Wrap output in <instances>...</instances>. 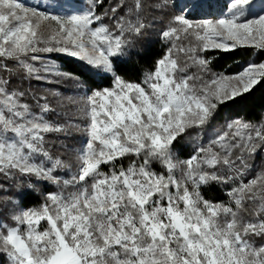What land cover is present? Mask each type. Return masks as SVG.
I'll return each instance as SVG.
<instances>
[{"label": "snow or ice", "instance_id": "1", "mask_svg": "<svg viewBox=\"0 0 264 264\" xmlns=\"http://www.w3.org/2000/svg\"><path fill=\"white\" fill-rule=\"evenodd\" d=\"M250 4L197 20L168 14L169 0H86L66 14L0 0V176L33 190L0 188L6 264H264V167L250 164L264 153V122L213 127L222 106L264 87V62L217 73L206 55L264 54V13L249 18ZM149 13L168 16L159 35L169 47L133 82L121 73L154 26ZM62 57L110 86L37 91L77 79L47 62ZM65 107L78 118L64 119ZM194 135L181 159L180 141ZM41 185L55 190L24 206ZM213 186H229L227 202L205 197Z\"/></svg>", "mask_w": 264, "mask_h": 264}, {"label": "trees", "instance_id": "2", "mask_svg": "<svg viewBox=\"0 0 264 264\" xmlns=\"http://www.w3.org/2000/svg\"><path fill=\"white\" fill-rule=\"evenodd\" d=\"M28 5L39 7L41 10H47L50 13L66 14L79 10L84 7L86 0H24ZM113 0H105V7H107ZM170 2V0H169ZM171 3V2H170ZM234 3V0H229L227 4V10H230V5ZM172 4V3H171ZM168 14L176 13L180 14L174 6L167 10ZM150 19L154 20V26L149 29L148 34L137 42L134 51L137 55L133 56L129 63L125 65L126 71L121 73L125 79L133 82H140L143 74L152 68L155 63L160 59L169 47V44L161 39L159 33L162 28L167 24V15L158 13H149ZM192 18L191 15H189ZM193 19H216V16L210 15L204 18ZM211 59V68L217 73L232 74L242 70L252 63L264 62V54H254L252 49H239L233 53H207ZM48 63L63 64V70L66 72H72L77 79H60L58 83L41 84L35 86L39 92H47L49 89L60 92L63 96H73L82 94L84 91L92 87H107L110 86V81L102 80L101 76H91L90 73L84 70L81 62L62 57V60L47 61ZM95 71V69H93ZM3 73H0L2 75ZM91 76V81L86 77ZM16 79H19L16 77ZM57 79L55 77L51 78ZM53 103H56L55 99ZM67 115L64 119L75 120L78 118V114L68 107L62 109ZM239 117L252 123L264 122V87H259L255 92L249 94L243 98H237L236 101L230 102L227 106H222L220 119L213 125L214 128L223 126L225 120L229 118ZM211 132L205 134V138L211 135ZM82 137L77 134L71 141V143H78ZM196 136L186 137L180 141V146L184 149L181 152L180 158L184 159L190 155L193 151V147L196 142ZM65 142L61 138V141L56 142L53 145V151L56 155L61 154L62 143ZM124 166L127 167L128 161L125 160ZM253 165V170H258L264 167V153L257 154V156L250 161ZM157 168L159 166H156ZM251 175V173L249 174ZM62 178H68L63 171H61ZM229 186H213L210 189L205 190L204 195L207 199L216 202H227L228 197L226 189ZM0 188L4 192L11 191L13 193H19L20 191L27 190L32 192L33 190L27 187V178H24L23 183L20 178H16L15 182L11 178H4L0 176ZM55 190V186L41 185L36 188L32 195L24 198V206L37 207L43 201V196L49 191ZM4 200L7 197H3ZM0 264H6V257L0 256Z\"/></svg>", "mask_w": 264, "mask_h": 264}, {"label": "rangeland", "instance_id": "3", "mask_svg": "<svg viewBox=\"0 0 264 264\" xmlns=\"http://www.w3.org/2000/svg\"><path fill=\"white\" fill-rule=\"evenodd\" d=\"M229 0H170L174 8L184 15L192 18H204L210 15L222 18L229 16L231 10H227ZM182 10V12H181ZM249 18L264 13V0H251L246 9Z\"/></svg>", "mask_w": 264, "mask_h": 264}]
</instances>
